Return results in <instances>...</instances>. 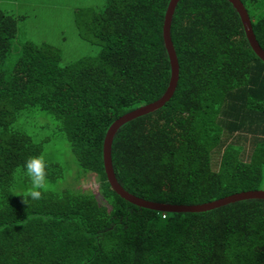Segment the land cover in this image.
<instances>
[{
  "label": "trees",
  "instance_id": "1",
  "mask_svg": "<svg viewBox=\"0 0 264 264\" xmlns=\"http://www.w3.org/2000/svg\"><path fill=\"white\" fill-rule=\"evenodd\" d=\"M75 11L101 47L61 64L58 48L25 41L10 64L17 17L0 9V264H264V200L170 214L122 199L103 161L110 126L159 100L171 79L163 26L171 0H105ZM264 51V0H240ZM171 40L179 80L161 109L123 125L112 144L118 183L149 202L193 206L264 190V62L228 0H180ZM27 110L52 117L100 196L17 193L22 165L39 156L14 123ZM48 182L63 177L48 162ZM165 216V217H164Z\"/></svg>",
  "mask_w": 264,
  "mask_h": 264
},
{
  "label": "rangeland",
  "instance_id": "2",
  "mask_svg": "<svg viewBox=\"0 0 264 264\" xmlns=\"http://www.w3.org/2000/svg\"><path fill=\"white\" fill-rule=\"evenodd\" d=\"M105 0H0V9L17 17L19 33L9 59L12 64L25 41L36 44L48 43L61 52V64L73 63L82 57H94L101 43L93 35L81 33L75 23V11L93 8L101 9ZM57 123L52 117L37 110L24 111L14 123V127L43 141L42 154L47 162L61 166L63 177L55 183L48 182L46 190H81L100 196L102 184L96 176L85 174L78 167L75 156L65 136L57 131ZM29 180H20L17 193L26 194ZM264 189V182L262 185Z\"/></svg>",
  "mask_w": 264,
  "mask_h": 264
},
{
  "label": "water",
  "instance_id": "3",
  "mask_svg": "<svg viewBox=\"0 0 264 264\" xmlns=\"http://www.w3.org/2000/svg\"><path fill=\"white\" fill-rule=\"evenodd\" d=\"M180 0H171L168 6L164 26H163V38L165 42V47L169 55L170 64H171V79L170 84L165 92V94L156 102L145 105L137 110H134L117 121H115L107 131L105 140H104V147H103V161H104V168L107 175V179L111 188L124 200L128 201L129 203L136 205L138 207L149 209L155 212H162V213H170V214H181V213H205L215 209H219L223 206L247 201V200H264V190L259 191H250V192H243L240 194H235L233 196H229L220 200H216L213 202L201 204V205H193V206H180V205H166V204H158L146 201L144 199L138 198L126 190L118 183L116 179V175L113 169L112 164V144L114 137L117 131L126 123L141 117L143 115H147L153 113L167 104L171 98L173 97L178 80H179V64L178 59L173 47V43L171 40V24L175 9L178 5ZM233 7L236 9L237 13L240 16L242 21L246 37L248 42L255 52V54L264 62V51L261 49L259 43L256 40L252 21L248 15L247 10L245 9L243 3L240 0H228Z\"/></svg>",
  "mask_w": 264,
  "mask_h": 264
},
{
  "label": "clouds",
  "instance_id": "4",
  "mask_svg": "<svg viewBox=\"0 0 264 264\" xmlns=\"http://www.w3.org/2000/svg\"><path fill=\"white\" fill-rule=\"evenodd\" d=\"M48 162L43 154L39 156H30L25 159L22 169L29 180V188L27 190V198L31 200H40L43 190L48 187ZM25 202V196L22 194Z\"/></svg>",
  "mask_w": 264,
  "mask_h": 264
},
{
  "label": "built area",
  "instance_id": "5",
  "mask_svg": "<svg viewBox=\"0 0 264 264\" xmlns=\"http://www.w3.org/2000/svg\"><path fill=\"white\" fill-rule=\"evenodd\" d=\"M165 217V216H164Z\"/></svg>",
  "mask_w": 264,
  "mask_h": 264
}]
</instances>
